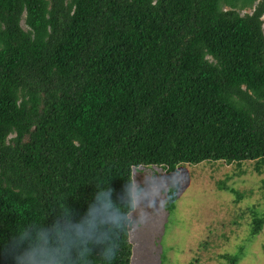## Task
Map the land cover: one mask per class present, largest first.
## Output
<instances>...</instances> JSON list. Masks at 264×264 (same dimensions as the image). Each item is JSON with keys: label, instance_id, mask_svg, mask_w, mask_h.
<instances>
[{"label": "trees", "instance_id": "trees-1", "mask_svg": "<svg viewBox=\"0 0 264 264\" xmlns=\"http://www.w3.org/2000/svg\"><path fill=\"white\" fill-rule=\"evenodd\" d=\"M261 17L264 0H0V242L138 166L264 158Z\"/></svg>", "mask_w": 264, "mask_h": 264}, {"label": "rangeland", "instance_id": "rangeland-1", "mask_svg": "<svg viewBox=\"0 0 264 264\" xmlns=\"http://www.w3.org/2000/svg\"><path fill=\"white\" fill-rule=\"evenodd\" d=\"M130 173L139 191H132L138 219L127 230L129 264H264V158Z\"/></svg>", "mask_w": 264, "mask_h": 264}, {"label": "clouds", "instance_id": "clouds-1", "mask_svg": "<svg viewBox=\"0 0 264 264\" xmlns=\"http://www.w3.org/2000/svg\"><path fill=\"white\" fill-rule=\"evenodd\" d=\"M125 182L114 194L109 183L94 186L83 211L66 204L51 219L22 224L0 242V257L11 264H114L120 236L138 217Z\"/></svg>", "mask_w": 264, "mask_h": 264}]
</instances>
